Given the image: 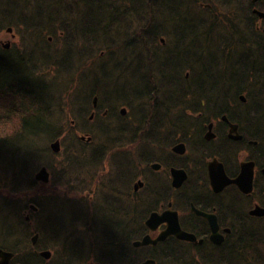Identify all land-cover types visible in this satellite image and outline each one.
<instances>
[{"label":"flooded vegetation","instance_id":"af4514ba","mask_svg":"<svg viewBox=\"0 0 264 264\" xmlns=\"http://www.w3.org/2000/svg\"><path fill=\"white\" fill-rule=\"evenodd\" d=\"M248 8L222 41L221 58L194 72L190 91L197 95L186 97L175 121L144 114L127 120V107L116 108L120 90L106 106L79 90L80 108L91 110L82 120L121 122H102L114 137L91 148L84 176L76 168L71 183H62L81 193L28 204L37 213L30 247L0 245V262L264 264V16ZM78 125L72 120L75 133ZM76 138L93 144L90 132ZM24 218L30 220L28 210ZM16 227L25 232L20 222Z\"/></svg>","mask_w":264,"mask_h":264},{"label":"trees","instance_id":"16d2710c","mask_svg":"<svg viewBox=\"0 0 264 264\" xmlns=\"http://www.w3.org/2000/svg\"><path fill=\"white\" fill-rule=\"evenodd\" d=\"M65 1L0 0V32L12 27L15 36L9 48H4L0 43V103L17 111L21 108L34 109L25 119V125L46 134L47 144L43 154L51 152L48 155L54 158L57 154L51 151L49 142L65 131V126L55 124L52 113L56 109H63L62 100L67 95L66 78L79 65L73 62L71 53L67 57L66 49L51 53V45L47 42L60 40L69 46L77 42V38L82 41L74 50L87 47L97 51L108 47L107 57L104 59L105 54L99 57L103 63L99 64L97 61L98 68L86 70L87 83L94 80V76L89 74L94 72L95 75L96 70L99 71L91 90L104 89L106 83L114 82L113 88L118 92L116 82L120 76L114 75L126 72L129 63L123 62L129 56L130 65L136 63L129 70L135 77H124L123 80H128L131 84L146 78V88L153 84L155 90L161 89L167 97H171L168 99L170 104L181 97L176 103L181 107L185 104L186 97L197 95L190 91L197 87L194 84V72L200 71L202 62L212 59L216 54L217 48L212 51L216 41L231 32L232 26H228L230 9L234 7L233 13L236 11L241 14L240 19H244L248 6H257L262 10L264 8V0H258L256 4L249 0V5L246 4L248 0H74L76 9H82V14L76 19L78 13L73 18L66 17L70 12ZM220 7L224 13L212 16V12ZM76 32L78 35H74ZM133 41L134 45L140 47L139 51L127 52L128 48L125 55L116 57L121 58V62H115L116 58L112 60L116 52L124 50ZM102 44L104 46L100 48ZM187 70L190 75L186 78L184 74ZM60 75L66 78H60ZM100 79H103V85L98 83ZM75 84L82 89L86 85L80 82ZM136 86L141 88L142 85ZM56 89L58 94H55ZM129 93L130 91L127 96ZM75 97L74 95L73 102H76ZM17 99L21 101L19 107L14 103ZM76 99L79 100L80 97L77 96ZM56 102L55 107L53 104ZM151 104L160 103L155 100ZM68 132L66 138L75 143V128H69ZM40 155L38 151H25L13 142L0 140V204L2 202L7 207H16L14 204L18 198L24 197L26 202L40 206L37 195L30 198V195H34L32 190L36 181L33 173L29 172L30 164L34 163L36 167ZM85 167L82 161L71 164L66 161L57 177L61 183L70 184L74 170L77 168L78 175ZM51 174V181H55L54 170ZM25 175L26 185L22 183ZM9 211L13 215V221L16 217L23 220L18 211Z\"/></svg>","mask_w":264,"mask_h":264},{"label":"rangeland","instance_id":"374dc122","mask_svg":"<svg viewBox=\"0 0 264 264\" xmlns=\"http://www.w3.org/2000/svg\"><path fill=\"white\" fill-rule=\"evenodd\" d=\"M74 0H66L64 2V4L67 5L68 7V12H70L69 14H67L68 16H66L67 18H73L74 15L76 13V19L77 17H80V13L82 14V9L77 10L76 9V5L73 2ZM258 2V1H257ZM256 2V3H257ZM255 3V4H256ZM221 5V4H220ZM259 6V5H258ZM259 10V9H258ZM67 11V10H65ZM261 12H264V8L263 10L260 9ZM221 13H224L223 10H221V7L218 10H214V12H212V16H216V15H221ZM236 13V11H235ZM231 13L230 14V18H229V23L228 26H233L234 24L237 23H244V22H237L236 16H241V14L238 13ZM264 16V15H263ZM262 16V17H263ZM58 19V18H57ZM12 28V27H11ZM232 32L228 33V35H224L222 38H219L218 41H216V44L213 45L212 47V51L214 52L215 49L217 48L218 51H215L216 54L214 53L212 59L214 60H219L224 52V44L222 43V41H226V38L228 40L229 36L231 35ZM74 35H78L77 32L74 33ZM70 36H72L70 34ZM78 37V36H77ZM221 37V35H220ZM10 40L11 44L14 42L13 40L15 39L14 36V30L12 29V32H6L2 31L0 32V41H6V40ZM50 40L52 39L49 38ZM49 40V41H50ZM77 42H73L72 45L67 46L64 42L58 40V41H50L47 42L49 45H51L49 48H51V53L57 52V50L59 51H65V49L67 50V57H69L71 54L73 55V62L77 65H79V67H77L76 71L74 72H70V75H68V78H66L65 76H58V78H63V79H68V83L66 86V93L65 97H63L62 103H63V109L62 110H57L56 108V112L54 111V113H52V120L55 122V124H60L63 127L65 126V131L63 130V132L61 134H59V136L54 139L53 141L49 142V146L51 151L54 154H57L54 158V156H50L48 154H50L51 152H44V154L40 155L36 161V167H34V163L30 164V168H29V172L33 173V178L35 179L36 183L33 186V194L34 195H30V198H34L36 195L38 196V200L42 201L43 197L46 200V205H49L50 202L56 198V196L61 199H66L65 197H69V196H76V194H79L81 192L75 191L73 189H69V188H65L64 185L60 182V180L58 179L57 175L60 174L61 172V166L64 167V164L66 161H68L69 164L74 163L76 161H82V163L84 164V161L91 158V156L89 155V151L91 150V148L93 146L95 147H99L100 143L101 146H103L105 144V140H110L112 137L114 136H110L108 130L104 131V127L105 125L102 122H107V121H114L115 123V128L117 127L118 123H120V118H114L112 120H99L97 122H95L94 124L91 123H86L84 120H82V115L86 114V110L85 112L83 111V108H80V100L78 101L77 99L74 101V95L77 97L78 95H83L84 93L80 92L79 90H82L81 87H77L75 82H80V83H86V85L84 84V89H86V94H88L89 92H92V95H94L95 97H97L98 102H101L103 104V106H106L105 104H113V101L115 100L117 91L114 90L113 85L114 82H108L104 85V89L101 88H97L96 90L94 89L93 91H91L92 87L95 85V80L96 77L98 76V70H96V73L94 75V72L92 74L89 75H93L94 76V80L91 83V80L88 81V83L85 81L87 79V71H89L90 68L95 69L97 66V61L101 62V60H99L101 56H104V59L107 57V50L108 47L106 46V48H104L103 50L98 49L97 51H92L91 49H88L87 47H84L83 50H74L76 45L79 44L80 41L82 40H78L76 38ZM105 44V43H104ZM104 44L100 45L99 47L102 48L104 46ZM135 41L132 42V44H128L127 47L119 52H116V54L113 55V59H115L118 56H122L125 55L126 50L129 48V50L127 52H129L130 50L132 52H137L140 50V47L137 45H134ZM120 46V45H119ZM64 47V48H63ZM63 48V49H62ZM120 47H118L119 49ZM54 51V52H53ZM90 51V52H89ZM109 51V50H108ZM71 53V54H70ZM91 56V57H90ZM98 60H97V59ZM109 60V59H108ZM122 59L121 58H116L115 62H121ZM131 59L129 60V56L127 57V59L123 62V64L125 63H129L126 69V72L123 71L122 73L118 74V75H114L115 77H119L120 79H118L117 83V87H118V91H121V97L124 98V100L121 101V98L117 101V105L116 108L118 109L121 106H126L127 107V111L128 114H126L125 118H127V120H133V121H137L139 114H144L147 115L148 118L147 119H152V120H158V119H166L167 117H169L171 119V121H175L177 120V117H179L181 115V110L182 108L177 106L176 103L179 101V99L181 100V97H178L175 99V102L173 103H168V99H170L171 97H167L163 91L161 89L155 90L154 86L152 87V85H150V87H145V83H146V78H143L142 81H138L136 83L132 82L130 84V82H128V80H123L124 77H132L134 78L135 76L133 74H130L129 70H132L133 66L136 65V63L134 62V65H130ZM103 62H101L102 64ZM98 64V65H99ZM78 70V72H77ZM188 71V70H187ZM185 72V70L183 71V73ZM100 75V74H99ZM92 76V77H93ZM89 77V76H88ZM99 79V77H98ZM114 80V79H113ZM98 83L100 85H103V79H100L98 81ZM141 86L137 87L136 85ZM178 84V83H177ZM179 86H181V84H178ZM105 89H109V93H110V100H104V92ZM58 89L55 90V94H58L59 92L57 91ZM128 91H130L129 95L127 96ZM74 93V94H71ZM81 93V94H80ZM61 94V93H60ZM60 94L58 95V97L60 96ZM181 95V94H180ZM90 98H92V96H89ZM155 100H157L160 104H151V102H154ZM56 101H58V98L56 99ZM167 103V104H165ZM57 104L54 103L53 106H55ZM155 105H158V107L156 108ZM56 107V106H55ZM103 110V107L101 108ZM136 110L137 113L135 114L133 111ZM91 110L88 111L87 114H89ZM86 114V115H87ZM78 118V119H76ZM72 120H78L79 124V132L77 129L78 133H72L74 134L76 137L77 135H84V132H90L93 134V138H92V145H89L87 143H84L83 141H79L77 139V141L74 143V140H71L69 138H66V136L69 134L68 129L71 128V124H72ZM145 124V123H143ZM107 127L111 128L110 125H108ZM121 128V127H120ZM101 130V131H100ZM112 130V129H111ZM76 131V130H75ZM73 132V131H72ZM119 133V138L118 140L123 136V132L121 133V131H118ZM71 138V137H70ZM63 139V140H62ZM62 141V150H58L57 152L54 151L51 148V143L58 141L59 142ZM60 146V143H59ZM118 148L117 144L112 145L109 148V151L106 154H110V149H113L114 151H116V149ZM62 151V154L60 153ZM60 153V154H59ZM88 153V154H87ZM77 157V158H76ZM50 165L49 169L50 173L52 170H54L55 173L58 172V174L56 176H54L55 181H51V176H49L48 181L44 182L42 179H36L35 178V174L38 171V169L45 164ZM28 164V163H26ZM47 165V166H48ZM46 166V167H47ZM80 176H84L82 173L78 174ZM26 175L23 177V181L22 183H24L26 185ZM32 177V176H31ZM56 179H58V181H56ZM60 183V184H58ZM22 187V186H20ZM2 199L0 198V201ZM27 200L24 197L18 198L17 202L14 204L16 205H9L8 207L6 205H3V203L1 202L0 204V245L5 246V247H14L13 250H15L17 247H20L19 249H26L29 248V238L31 236L30 232L33 231V229L31 228L32 224L35 222V217L37 215L36 212H32L31 209L28 208V202H26ZM63 207V210L65 211L66 214L68 213L69 210V205L68 202H65ZM9 210H13L15 212L18 211V213H20L22 215L23 220L24 218V212L28 210V214L30 215V220H26L23 221L22 219H19L18 217L15 218V221H13V215L10 213ZM19 219V220H17ZM13 222H15L13 224ZM22 224V226L25 229V232H22L21 230H17V223ZM32 230V231H31ZM6 234L5 237H3ZM30 234V235H27ZM26 235V236H25ZM32 238V237H31ZM9 239V240H8Z\"/></svg>","mask_w":264,"mask_h":264},{"label":"clouds","instance_id":"9594fccd","mask_svg":"<svg viewBox=\"0 0 264 264\" xmlns=\"http://www.w3.org/2000/svg\"><path fill=\"white\" fill-rule=\"evenodd\" d=\"M14 103L19 107L21 101L17 99ZM33 111L31 108H21L17 111L7 104L0 103V140L13 142L25 151H38L43 155L47 144L46 134L25 125V119Z\"/></svg>","mask_w":264,"mask_h":264},{"label":"water","instance_id":"95a60500","mask_svg":"<svg viewBox=\"0 0 264 264\" xmlns=\"http://www.w3.org/2000/svg\"><path fill=\"white\" fill-rule=\"evenodd\" d=\"M254 12H256L261 17L264 15V12H261L258 9H254ZM6 32H12V28L11 27H7ZM10 44H11L10 43V40H6L5 42H2V45H3L4 48H9L10 47ZM51 148L54 151L57 152L60 149L59 142L58 141L52 142L51 143ZM49 176H50L49 171H48L47 167L44 166V165H42L38 169V171L36 172V174H35V178L36 179H42L44 182H47L48 181ZM31 206L34 207V205H31ZM33 240H35V236L33 237ZM144 242H147V241L145 240ZM8 256H10V255L8 254ZM7 262H8V258H7V256H5L3 258V261H1L0 263L6 264ZM142 264H154V262H152V261H145Z\"/></svg>","mask_w":264,"mask_h":264},{"label":"bare ground","instance_id":"6f19581e","mask_svg":"<svg viewBox=\"0 0 264 264\" xmlns=\"http://www.w3.org/2000/svg\"><path fill=\"white\" fill-rule=\"evenodd\" d=\"M234 9H235L234 7H233V8H231L229 13L231 14V13L234 11ZM227 13H228V12H227ZM31 228L33 229V231L31 230V231H32V233L36 231L35 222L32 224ZM0 254H2V251H1V250H0ZM8 254L10 255V254H11V252H10V253H8ZM11 256H12V255H11ZM11 256H10V257H11ZM10 257H9V259H10Z\"/></svg>","mask_w":264,"mask_h":264}]
</instances>
